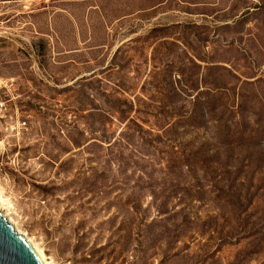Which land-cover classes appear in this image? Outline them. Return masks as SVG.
I'll return each mask as SVG.
<instances>
[{"label": "rangeland", "instance_id": "rangeland-1", "mask_svg": "<svg viewBox=\"0 0 264 264\" xmlns=\"http://www.w3.org/2000/svg\"><path fill=\"white\" fill-rule=\"evenodd\" d=\"M0 193L53 264H264V0H0Z\"/></svg>", "mask_w": 264, "mask_h": 264}, {"label": "water", "instance_id": "water-1", "mask_svg": "<svg viewBox=\"0 0 264 264\" xmlns=\"http://www.w3.org/2000/svg\"><path fill=\"white\" fill-rule=\"evenodd\" d=\"M0 264H41L0 212Z\"/></svg>", "mask_w": 264, "mask_h": 264}, {"label": "bare ground", "instance_id": "bare-ground-1", "mask_svg": "<svg viewBox=\"0 0 264 264\" xmlns=\"http://www.w3.org/2000/svg\"><path fill=\"white\" fill-rule=\"evenodd\" d=\"M5 199L2 197L0 193V212L2 213V216L7 220V222L11 225V227L14 229V231L19 235V237L30 247V249L33 251L34 255L37 257L39 262L41 264H53V262L49 261L45 252L43 249L36 244L33 239L27 236L26 233H24L22 230H20L15 222L8 217V214L4 211V206L2 205L4 203Z\"/></svg>", "mask_w": 264, "mask_h": 264}]
</instances>
